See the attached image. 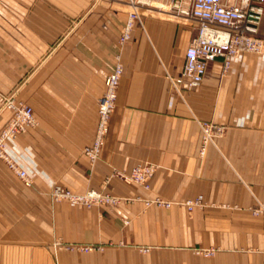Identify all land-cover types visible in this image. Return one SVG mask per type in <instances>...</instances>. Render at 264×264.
<instances>
[{"label": "crops", "instance_id": "0c3cea01", "mask_svg": "<svg viewBox=\"0 0 264 264\" xmlns=\"http://www.w3.org/2000/svg\"><path fill=\"white\" fill-rule=\"evenodd\" d=\"M131 8V0H0V130L10 96L36 117L6 146L31 185L0 159V264H264V54L243 53L227 71L215 59L197 87L176 90L170 78L181 73L197 21L141 7L122 45ZM117 58L116 106L90 162L83 150ZM203 122L225 131L200 155ZM144 162L157 166L147 188L112 174ZM55 183L134 201L114 211L56 203ZM157 196L202 203L191 213L175 204L163 218L155 209L140 215L141 200ZM122 218L131 219L129 235ZM59 243L126 246L81 253Z\"/></svg>", "mask_w": 264, "mask_h": 264}, {"label": "built area", "instance_id": "2783aa9c", "mask_svg": "<svg viewBox=\"0 0 264 264\" xmlns=\"http://www.w3.org/2000/svg\"><path fill=\"white\" fill-rule=\"evenodd\" d=\"M166 9L175 15L197 21V34L189 41L184 54V64L181 73L176 78H170L172 86L176 89L189 90L197 87L206 72L208 63L220 59L224 71L230 67L233 58L252 52L264 54V37L258 33L259 23L264 16V0H167ZM139 0H131L132 10L127 19L119 38L120 44H124L131 37L134 26L140 22L138 9ZM123 75V65L119 58L113 68L108 72L105 79V91L98 99L97 121L91 143L85 148V153L90 160H95L101 152L105 136L109 129V121L117 98L118 86ZM7 107L12 114L5 126L0 130V159L23 181L30 185L31 178L26 171L20 168L15 161L6 153L7 142L16 138L27 128L36 125V117L32 107L22 102H9ZM202 147L200 155L204 154L205 145L214 142L216 137L223 135L225 126L211 122L202 123ZM155 165L151 163L140 164L128 173H118L120 178L130 182L141 183L148 186L149 180L154 173ZM58 196V188L53 192ZM65 197L72 196L77 200L99 196L96 191L88 192L87 195L63 193ZM156 203L170 206L171 202L155 199ZM202 203V197L188 199L182 204L187 209ZM257 213V212H256ZM213 250L203 251L204 255H212Z\"/></svg>", "mask_w": 264, "mask_h": 264}, {"label": "rangeland", "instance_id": "374dc122", "mask_svg": "<svg viewBox=\"0 0 264 264\" xmlns=\"http://www.w3.org/2000/svg\"><path fill=\"white\" fill-rule=\"evenodd\" d=\"M139 1L140 2H143L139 6V9H138V13L139 14L141 13V7H151V8H154V9H160V8H165L166 9V6L169 4V2L167 0H139ZM131 10H132V8H131ZM119 38H120V36H119ZM116 100H117V98H116ZM12 101L17 102V103L18 102H22V101H19V100L14 99L12 96H10V97L4 99L2 106L5 107L6 109H9L7 107V104L9 102H12ZM22 103H24V102H22ZM115 106H116V101H115ZM115 106H114V108H115ZM97 111H98V100H97ZM110 118H111V116H110ZM109 124H110V121H109ZM85 148L83 150V153H84V155L87 156V154L85 153ZM98 157L96 159H98ZM95 160L92 161V160L89 159L90 162H94ZM146 163H148V162L137 163L133 167H135L137 165H140V164H146ZM133 167H131V169ZM156 168H157V166L155 165L154 173L156 171ZM131 169L129 171H116L115 170L112 174L115 177L119 178L124 183H127V184L135 183V184H139V185H142L143 187L147 188L149 186V183H148V186H145V185H143L141 183H137V182H133V181L132 182L127 181V180H125L123 178H120V176H118V173L119 172H121V173H128V172L131 171ZM154 173H153V175H154ZM153 175L151 176V178L153 177ZM151 178H150V180H151ZM31 183H32V180H31ZM31 183H30V185H31ZM27 186H29V185H27ZM57 188H58L60 194L58 196H55L53 194V192ZM91 191H96L97 193H99V196L98 197H95V198H90V200H88V202H83V200H87V199H84V197L83 198H80L81 200H79V199L77 200L75 197H72V196L65 197L63 195V193L69 192L71 194H77V195L84 196V195H87V193L88 192H91ZM49 195H50L51 200L53 202H56V203H66V204L71 205V206L82 207V208H86V209L103 207V208H106L108 211H114V209L117 208V207H119L120 205L130 204V203H132L134 201V199H131L129 197L115 196V195H112L110 193L105 192L104 190H99V189H96V188H88V189H86L84 191H74V190H72V189H70L68 187H65L63 185H60L58 183H55L51 187L50 192H49ZM156 198H159L161 200H164V199H162L161 197H158V196L157 197H153V198H148V199L141 200V202L144 205V209L140 213V215H142L145 212L147 213L149 209H155L156 211L153 213L154 216L156 218H163V213H164L163 211L164 210H169L175 204L179 205V204H182L183 203V202L182 203H178V202H174V201H168V202H171V205L170 206H165V205L156 203V201H155ZM164 201H167V200H164ZM197 206H199V205H197ZM186 210H187L188 213H191L193 209L190 210V209H187L186 208ZM130 222H131V219H128V218H126V219L122 218V219L119 220L120 229L122 230L123 234H128L129 235V234L132 233L131 232V228H130ZM57 246L60 247V248H64V249L71 250V251H75V252L90 253V252H94V251H103L106 247H115V246L116 247L117 246L123 247V246H126V245H123V244H110V243H107V244H77V243H74V244H60L59 243V244H57ZM136 247L138 248V246H136ZM138 249L140 251H142L143 253H146V252H148L150 250V247L143 246V247H139Z\"/></svg>", "mask_w": 264, "mask_h": 264}]
</instances>
